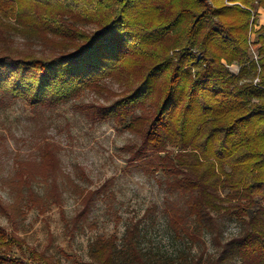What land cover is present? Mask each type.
Returning <instances> with one entry per match:
<instances>
[{
	"label": "trees",
	"instance_id": "trees-1",
	"mask_svg": "<svg viewBox=\"0 0 264 264\" xmlns=\"http://www.w3.org/2000/svg\"><path fill=\"white\" fill-rule=\"evenodd\" d=\"M259 8L264 14V0H0V94L51 106L85 89L104 90L103 79L120 82L121 96L87 105V114L113 119L139 137V146L127 149L129 162L146 175L164 173L163 209L174 236L193 242L209 233L217 244L212 254L182 252L169 264H264ZM8 31L27 42L14 45ZM40 148L39 163L55 176L49 144ZM14 164L0 183L13 186V177L27 175L22 160ZM15 207L0 198L4 214ZM221 216L239 226L225 240ZM139 237L138 224L127 227L120 245L116 235L99 237L89 257L95 264H150ZM14 242L21 245L0 225V264H30L2 252ZM30 258L59 264L36 252Z\"/></svg>",
	"mask_w": 264,
	"mask_h": 264
},
{
	"label": "rangeland",
	"instance_id": "rangeland-1",
	"mask_svg": "<svg viewBox=\"0 0 264 264\" xmlns=\"http://www.w3.org/2000/svg\"><path fill=\"white\" fill-rule=\"evenodd\" d=\"M261 11L257 10L254 29L263 25L258 17ZM7 34L14 45L27 42L19 34ZM37 46L33 42L32 47ZM230 70L237 72L238 66L232 64ZM102 84V91L85 89L77 98L51 106L33 107L0 94V175L8 176L20 160L27 171L22 179L13 177V186L0 183L3 204L16 206L11 215L0 211V225L21 241L2 252L30 264H48L32 262L31 252L43 254L52 263L95 264L88 254L92 242L116 235L120 245L127 227L138 224L140 246L150 264H169V258L178 260L182 252L212 254L217 247L212 234L197 235L191 242L177 238L168 228L164 173L146 175L129 162L127 149L138 147L139 137L113 119L87 114V105H108L121 96L120 82L106 78ZM47 143L46 150H51L59 167L55 176L48 175L50 167L43 169L37 157ZM103 184L108 185L107 191L97 195ZM90 193L88 204L83 205L82 198ZM79 213L87 219L75 228ZM219 219L221 239L238 232L233 218Z\"/></svg>",
	"mask_w": 264,
	"mask_h": 264
},
{
	"label": "crops",
	"instance_id": "crops-1",
	"mask_svg": "<svg viewBox=\"0 0 264 264\" xmlns=\"http://www.w3.org/2000/svg\"><path fill=\"white\" fill-rule=\"evenodd\" d=\"M260 9H262V8H260ZM262 13H260L259 15H258V17H261V19L263 20L262 22V24L264 25V14H263V9H262V11H261Z\"/></svg>",
	"mask_w": 264,
	"mask_h": 264
}]
</instances>
